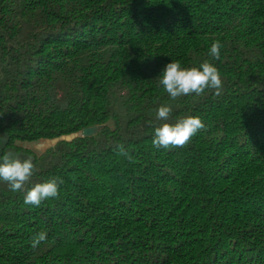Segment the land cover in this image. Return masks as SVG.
Here are the masks:
<instances>
[{"label":"trees","instance_id":"16d2710c","mask_svg":"<svg viewBox=\"0 0 264 264\" xmlns=\"http://www.w3.org/2000/svg\"><path fill=\"white\" fill-rule=\"evenodd\" d=\"M171 61L212 63L222 93L171 100ZM187 116L205 129L153 147ZM0 137L34 161L25 191L63 180L40 207L0 180V264H264V0H0Z\"/></svg>","mask_w":264,"mask_h":264},{"label":"clouds","instance_id":"9594fccd","mask_svg":"<svg viewBox=\"0 0 264 264\" xmlns=\"http://www.w3.org/2000/svg\"><path fill=\"white\" fill-rule=\"evenodd\" d=\"M221 47L219 41H214L211 44L209 55L219 60ZM159 83L173 101L192 94L200 96L206 91H213L216 96H219L223 90V80L218 68L208 61H204L198 67H182L179 61H171L165 65L161 72ZM171 113L170 105H161L156 109V119L168 121ZM204 129L205 124L200 117L178 118L175 123L165 122L154 127L152 145L157 149L165 150L182 148L187 146L192 138ZM3 142L4 137H0V144ZM117 152L127 156L129 160L132 159L122 144L117 146ZM0 161H2L0 162V180L8 184L10 191L24 192L26 205L40 207L46 200L59 198L60 185L63 184V180L60 178L36 183L25 191V185L36 170L31 157H21L19 154L9 151L0 154ZM46 238V232L41 231L35 234L31 237V247H38Z\"/></svg>","mask_w":264,"mask_h":264},{"label":"water","instance_id":"95a60500","mask_svg":"<svg viewBox=\"0 0 264 264\" xmlns=\"http://www.w3.org/2000/svg\"><path fill=\"white\" fill-rule=\"evenodd\" d=\"M102 126H98V127H91V128H86L84 129L83 131V136H90V135H93L94 133H96ZM78 136V134H73V135H70V136H65V137H61V138H58V139H54V140H50L52 142L51 146L52 145H55L58 141L60 140H73L74 138H76ZM7 142H8V137H5L4 138V142L3 144H0V154H3L4 152L7 153L9 151L15 153V154H19L20 156H23L25 155L24 153H21V152H15L13 150H10V149H6L5 151V147L7 145ZM50 147V146H49ZM2 162V161H0Z\"/></svg>","mask_w":264,"mask_h":264},{"label":"rangeland","instance_id":"374dc122","mask_svg":"<svg viewBox=\"0 0 264 264\" xmlns=\"http://www.w3.org/2000/svg\"><path fill=\"white\" fill-rule=\"evenodd\" d=\"M52 142L50 140H41L39 142H31V143H22L20 144L22 148L31 150L36 154H39L45 151L49 146H51Z\"/></svg>","mask_w":264,"mask_h":264}]
</instances>
